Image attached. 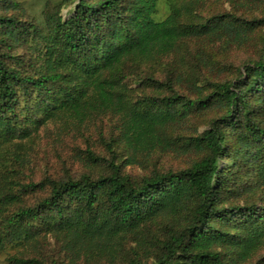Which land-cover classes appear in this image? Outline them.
<instances>
[{
	"label": "trees",
	"instance_id": "1",
	"mask_svg": "<svg viewBox=\"0 0 264 264\" xmlns=\"http://www.w3.org/2000/svg\"><path fill=\"white\" fill-rule=\"evenodd\" d=\"M207 1L36 13L0 0V251L20 249L9 264H264V0L204 15ZM211 36L222 51L257 36V50L234 65L206 54ZM60 120L97 131L101 151L35 179L21 143Z\"/></svg>",
	"mask_w": 264,
	"mask_h": 264
},
{
	"label": "rangeland",
	"instance_id": "2",
	"mask_svg": "<svg viewBox=\"0 0 264 264\" xmlns=\"http://www.w3.org/2000/svg\"><path fill=\"white\" fill-rule=\"evenodd\" d=\"M22 6L30 11L39 13L47 1L56 2L58 0H18ZM68 8H63L65 14ZM247 9L240 3L230 5L226 0H209L200 9L204 15H209L217 11L235 12L236 14L246 13ZM257 14V11H255ZM167 14L163 4L160 5L158 17L163 18ZM247 14V13H246ZM224 38L218 39L217 36H211L206 39L203 49L206 54L227 58V61L238 65L249 56L254 55L257 50L258 37L250 36L240 46L231 44L224 51L220 49V44ZM193 65L189 64L188 68ZM224 69L222 68L221 71ZM136 85L132 84V87ZM202 130V128H200ZM22 155L25 157L24 165L26 173L35 179H40L45 174H56L63 168L70 169L71 172L78 173L82 171L84 165L85 149L90 146L95 152H100L101 147L98 143L97 131L93 128H76L72 125L64 126L63 120L48 125L39 131V134L33 139L32 145L29 142L21 143ZM187 157L166 156L161 157L160 163L169 167L180 166ZM126 171L132 175L139 176L144 171L141 165L134 164L126 167ZM20 249L7 246L0 251V264H9L7 257L16 254ZM50 249V257H54V250ZM52 255V256H51ZM263 254H260V256ZM55 258V257H54ZM255 260V259H254Z\"/></svg>",
	"mask_w": 264,
	"mask_h": 264
}]
</instances>
